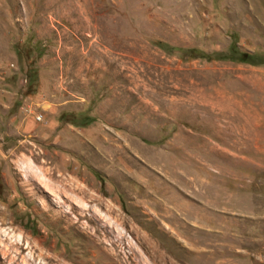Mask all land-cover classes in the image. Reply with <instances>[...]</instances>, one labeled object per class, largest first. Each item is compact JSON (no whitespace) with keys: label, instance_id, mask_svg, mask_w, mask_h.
<instances>
[{"label":"rangeland","instance_id":"374dc122","mask_svg":"<svg viewBox=\"0 0 264 264\" xmlns=\"http://www.w3.org/2000/svg\"><path fill=\"white\" fill-rule=\"evenodd\" d=\"M0 264H264V0H0Z\"/></svg>","mask_w":264,"mask_h":264},{"label":"trees","instance_id":"16d2710c","mask_svg":"<svg viewBox=\"0 0 264 264\" xmlns=\"http://www.w3.org/2000/svg\"><path fill=\"white\" fill-rule=\"evenodd\" d=\"M189 53H191V57H204V58H208L209 56L203 54L202 52H197L195 50H188ZM221 58H226V55L220 56Z\"/></svg>","mask_w":264,"mask_h":264}]
</instances>
